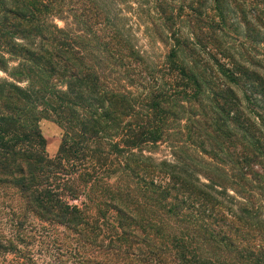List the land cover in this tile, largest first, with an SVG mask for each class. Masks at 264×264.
<instances>
[{"label":"trees","instance_id":"obj_1","mask_svg":"<svg viewBox=\"0 0 264 264\" xmlns=\"http://www.w3.org/2000/svg\"><path fill=\"white\" fill-rule=\"evenodd\" d=\"M0 72L1 255L38 220L94 264H264V0H0Z\"/></svg>","mask_w":264,"mask_h":264},{"label":"rangeland","instance_id":"obj_2","mask_svg":"<svg viewBox=\"0 0 264 264\" xmlns=\"http://www.w3.org/2000/svg\"><path fill=\"white\" fill-rule=\"evenodd\" d=\"M43 1V0H40ZM70 23L71 20H68ZM59 27H63L65 23L61 20H56ZM135 31L139 30L134 26ZM141 30V29H140ZM138 33V32H137ZM142 43V39L140 40ZM149 51L160 55L163 53V46L156 44L153 49L148 47ZM2 75V72H0ZM41 133L46 142V152L50 157H53L59 147L62 130L60 127L50 119L42 118L38 121ZM166 148L160 147L159 155L166 153ZM158 155V156H159ZM7 204L11 198L4 196ZM13 216L7 210L0 211V232L7 236L9 234L17 235V230L10 226L9 220ZM27 237L21 245L26 248L29 256L36 264H94L92 256L95 255V249L90 247L84 248L79 242L74 240V235L61 226L49 225L41 223L38 220L30 222L26 225L25 230ZM0 234V235H2ZM104 240L108 239V235L104 234ZM97 247V251L100 250ZM108 248V247H107ZM113 260V258H112ZM106 264H113L105 262ZM117 261H114L116 264ZM0 264H27L22 258L13 254H0Z\"/></svg>","mask_w":264,"mask_h":264}]
</instances>
